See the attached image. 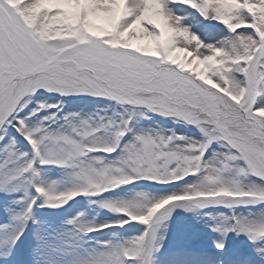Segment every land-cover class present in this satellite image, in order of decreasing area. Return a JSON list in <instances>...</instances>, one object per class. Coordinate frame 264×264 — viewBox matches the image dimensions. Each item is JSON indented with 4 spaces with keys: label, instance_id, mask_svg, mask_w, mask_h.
I'll return each instance as SVG.
<instances>
[{
    "label": "snow or ice",
    "instance_id": "6c2138e0",
    "mask_svg": "<svg viewBox=\"0 0 264 264\" xmlns=\"http://www.w3.org/2000/svg\"><path fill=\"white\" fill-rule=\"evenodd\" d=\"M169 4L226 35L202 43ZM66 97L103 103L65 111ZM153 115L185 131L140 126ZM47 167L64 174L46 177ZM140 181L178 187L105 196ZM0 191L21 193L0 246L37 223L38 199L58 209L83 197L115 217L77 211L65 221L67 248L144 226L96 240L69 264H151L156 229L176 207L256 209L222 216L213 230L264 241V0H0Z\"/></svg>",
    "mask_w": 264,
    "mask_h": 264
},
{
    "label": "rangeland",
    "instance_id": "374dc122",
    "mask_svg": "<svg viewBox=\"0 0 264 264\" xmlns=\"http://www.w3.org/2000/svg\"><path fill=\"white\" fill-rule=\"evenodd\" d=\"M220 35L213 37V32L203 31V33L196 32V35L198 38L202 41V43H213L221 39L224 35H226L225 29L221 26L220 27ZM210 33L212 37H208ZM204 34V35H203ZM66 100L67 107L64 109L65 111H82V112H89L94 107H96L98 104H102L103 102H99L96 100H93L92 98L89 99H75L73 100V97H67L64 98V101ZM51 103H55V100H51ZM140 126L142 127H161V128H168V127H174L177 132H184L185 129L180 126H173L168 120H164L163 118L159 116H151V119L148 120H140L139 122ZM19 140V139H18ZM20 147H22V144H20ZM43 175L52 176L54 178L61 177L64 173L61 169L55 168V167H47L41 169ZM144 184L145 186L149 187L154 191V195L161 196L165 195L169 192L177 190V187H170L168 189L162 190H155V185L148 183ZM141 186H127L125 188L119 189V192L124 191V196H130L132 195L133 191L137 188H140ZM2 196H6V198H10L13 196L10 200L12 201L15 197L14 193L8 194L3 191H0ZM31 193V192H30ZM33 195V193H31ZM20 194H17V197ZM105 196H117V193H110L109 195ZM78 203L79 207H70L71 204ZM12 205H14V202H11ZM38 207V205L36 206ZM21 207H19L20 209ZM18 208L12 207V213L15 211L17 212L19 210ZM85 210L87 211V216L89 219L95 217L96 221L103 222L106 220L114 219L115 217L110 214L103 216L101 214H94L95 212H106L102 210H98L95 207L89 209L85 198L81 197V199H76L72 201L69 205H66L63 208L58 209H49L46 208L41 212V216L38 218H35L37 221L36 223V232L34 233V238H31V234L29 237L31 238L30 243V258L27 260L34 261V263L38 264H57L61 260H64L61 264H69V262L76 256L79 255L84 249H87L88 247H91L92 244L96 240H99L97 237L92 235V240L88 243H85L83 245L82 249H75V248H67L64 245V241L69 240V236L67 234V226L65 224V221L72 217L77 211ZM204 209H194L193 211H185L182 209V212L176 213L172 215L171 217L167 218L166 220L162 221L159 227L156 229V241L155 245H158V250H154L151 256V264H161L164 258H167L170 253L169 248L170 246H180V245H187L192 244L195 242H201L204 241V243H210L214 240H220L221 238H225L227 235H221V233L216 232L213 230L214 226L220 222V219L222 216L231 217L232 215L237 216H246L248 213V208H233L229 209L227 211H219L217 213L209 211L207 213L203 212ZM10 214V215H11ZM10 220V219H9ZM1 224V223H0ZM5 224V223H3ZM116 233L119 236L120 231H112V233ZM140 234V233H139ZM237 234V233H236ZM235 234V235H236ZM42 235L45 237V243L38 247V241L37 236ZM231 238L232 243H235L237 240L247 237L245 234H239ZM121 237V236H119ZM122 238V237H121ZM3 246H0V248ZM28 248V247H27ZM14 248L11 247L8 248L5 254H0V264H9L8 258L12 257L14 255ZM249 253H253L255 256L264 257V241H257L254 242L252 245H248V247L245 248L243 251V257H240L239 264H264L263 262H259L256 259L247 260L245 259ZM49 255L48 259L45 258V255ZM195 255L196 254H192ZM195 256H191L194 257ZM198 257V256H196ZM187 259H181L180 256H178L175 264H192V263H184V261ZM214 262V261H213ZM234 264H236L234 262Z\"/></svg>",
    "mask_w": 264,
    "mask_h": 264
},
{
    "label": "bare ground",
    "instance_id": "6f19581e",
    "mask_svg": "<svg viewBox=\"0 0 264 264\" xmlns=\"http://www.w3.org/2000/svg\"><path fill=\"white\" fill-rule=\"evenodd\" d=\"M168 8H169V11L174 16H180L181 17L184 26L188 27L189 30L192 33L195 34L197 32V30H198V33H201V34L203 33L204 30L201 29L200 24H199L200 17H196V15L192 16L188 12V11H190L189 8L185 7L184 5H173V4H169ZM203 28H204V26H203ZM218 29L219 28H215L214 29L215 31H214L213 37L219 35V32L217 31ZM211 37H212V35H211ZM26 148L27 147H25V149ZM120 197H123V195H120ZM4 204H7V203L0 202V211H1V213H7L10 210L8 204H7L6 207H3ZM16 205H17V203H16ZM209 207L217 208L218 206H209ZM181 209L182 208H180V207H176V208H174V210L171 213H175L176 211H180ZM213 210L214 209H211V211H213ZM101 214L105 215V214H111V213L104 212V213H101ZM143 231H144V227L142 225L138 224V223L127 224L124 228H122V230H121V234L122 235L121 236L123 238L134 237V236L138 235L139 233H141ZM99 234L102 235L103 239H108L109 235H110V233H105V232L104 233H99ZM25 254H28V252H25ZM200 262L202 264H211V261L209 259H204V260H201ZM170 263L171 264H175L174 259H172Z\"/></svg>",
    "mask_w": 264,
    "mask_h": 264
}]
</instances>
